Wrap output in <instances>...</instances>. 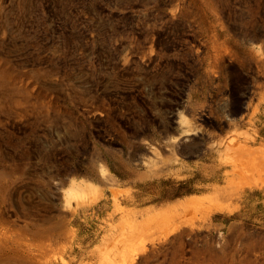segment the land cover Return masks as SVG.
I'll list each match as a JSON object with an SVG mask.
<instances>
[{
	"label": "rangeland",
	"instance_id": "obj_1",
	"mask_svg": "<svg viewBox=\"0 0 264 264\" xmlns=\"http://www.w3.org/2000/svg\"><path fill=\"white\" fill-rule=\"evenodd\" d=\"M0 264H264V0H0Z\"/></svg>",
	"mask_w": 264,
	"mask_h": 264
}]
</instances>
